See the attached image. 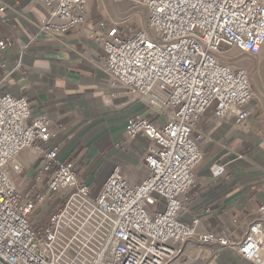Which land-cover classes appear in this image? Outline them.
<instances>
[{"label":"built area","instance_id":"built-area-1","mask_svg":"<svg viewBox=\"0 0 264 264\" xmlns=\"http://www.w3.org/2000/svg\"><path fill=\"white\" fill-rule=\"evenodd\" d=\"M47 14L39 32H66L88 21L90 0H31ZM120 1V0H116ZM146 13L145 24L123 30L124 21L99 19L92 40L110 82L132 99L152 96L147 107L163 115L162 125L135 116L126 129L129 139L143 137L146 169L133 183L113 168L101 188L80 181L70 162H57L47 175L46 192L22 194L14 178L23 170L21 152L47 143L52 133L44 114L32 115L24 96L0 87V262L55 264L51 255L62 215L70 205H89L109 222V229L89 264H186L182 247L195 240L204 249H230L255 264L264 249V204L258 207L243 237L198 231L197 220L184 223L193 185V167L200 161L197 131L200 116L212 108L217 120L229 116L243 125L254 97L249 72L238 55L264 53V0H127ZM5 41L0 39V52ZM238 54V55H237ZM155 108V109H154ZM39 145H35V142ZM53 161L56 150L44 154ZM215 174L223 172L215 166ZM64 198V206L34 228L29 220L36 204L52 203L46 195Z\"/></svg>","mask_w":264,"mask_h":264},{"label":"crops","instance_id":"crops-1","mask_svg":"<svg viewBox=\"0 0 264 264\" xmlns=\"http://www.w3.org/2000/svg\"><path fill=\"white\" fill-rule=\"evenodd\" d=\"M120 1L90 0L84 26L44 34L38 27L47 14L42 6L31 0H0V39L5 41L0 87L26 97L32 115L44 114L52 133L40 149L21 152L23 170L14 182L22 194L34 198L46 192L47 175L57 162H70L92 194L115 167L133 183L146 173L143 154L148 142L141 136L127 138L125 129L135 116H146L157 125L165 118L147 107L149 98L132 99L110 82L92 40L93 24L99 19L124 21L122 29L136 23L132 7ZM239 61L249 72L248 64ZM250 80L254 97L246 106L250 116L243 125L231 116L217 120L212 108L200 116L202 156L193 167V185L179 216L187 224L197 220L198 231L229 235L235 241L243 237L264 204V71L252 73ZM51 149L56 156L48 162L43 154ZM215 166H222L220 175L215 174ZM46 197L52 203L36 204L29 216L34 228L42 227L49 214L62 208L63 198L49 193ZM212 248L209 251L190 240L181 252L186 264H255L233 250Z\"/></svg>","mask_w":264,"mask_h":264},{"label":"rangeland","instance_id":"rangeland-1","mask_svg":"<svg viewBox=\"0 0 264 264\" xmlns=\"http://www.w3.org/2000/svg\"><path fill=\"white\" fill-rule=\"evenodd\" d=\"M120 2H125L129 7H132L133 20L136 22H133L134 24L129 22L128 26L123 29L124 31L129 28L138 29L139 26L145 24L146 13L143 8L136 6L133 1L123 0ZM237 58L248 64L250 67L249 76L252 73L256 76L261 70L264 71V53L255 57L238 55ZM66 199L67 197L64 196L63 201ZM63 206L64 203L62 208ZM108 229V220L89 205L78 203L70 205L62 215L61 228L52 246L51 255L55 264H89ZM0 264L2 263L0 262Z\"/></svg>","mask_w":264,"mask_h":264},{"label":"bare ground","instance_id":"bare-ground-1","mask_svg":"<svg viewBox=\"0 0 264 264\" xmlns=\"http://www.w3.org/2000/svg\"><path fill=\"white\" fill-rule=\"evenodd\" d=\"M240 63V62H239ZM241 64V63H240ZM242 65V64H241ZM150 102L155 103L157 102L152 96H148ZM52 251V250H51ZM256 261H258L260 264H264V249H262L259 253V255L254 257Z\"/></svg>","mask_w":264,"mask_h":264}]
</instances>
